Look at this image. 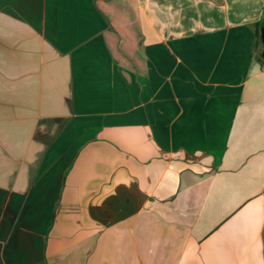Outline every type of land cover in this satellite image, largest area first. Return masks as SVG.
<instances>
[{
	"label": "crops",
	"instance_id": "0c3cea01",
	"mask_svg": "<svg viewBox=\"0 0 264 264\" xmlns=\"http://www.w3.org/2000/svg\"><path fill=\"white\" fill-rule=\"evenodd\" d=\"M117 2L0 0V264H264V0Z\"/></svg>",
	"mask_w": 264,
	"mask_h": 264
},
{
	"label": "rangeland",
	"instance_id": "374dc122",
	"mask_svg": "<svg viewBox=\"0 0 264 264\" xmlns=\"http://www.w3.org/2000/svg\"><path fill=\"white\" fill-rule=\"evenodd\" d=\"M117 1L118 0H104L103 12L109 23V27L105 33L111 40L114 39L115 41L124 44L129 42L127 39L134 38L136 32L134 30L135 28L129 23V12L131 9L123 10L118 5ZM116 25L122 27L123 30L118 31L115 29ZM259 51L264 56V39L260 40Z\"/></svg>",
	"mask_w": 264,
	"mask_h": 264
},
{
	"label": "trees",
	"instance_id": "16d2710c",
	"mask_svg": "<svg viewBox=\"0 0 264 264\" xmlns=\"http://www.w3.org/2000/svg\"><path fill=\"white\" fill-rule=\"evenodd\" d=\"M260 25L261 22L260 21H256L253 23V27H254V47L258 48L259 46V42H260Z\"/></svg>",
	"mask_w": 264,
	"mask_h": 264
},
{
	"label": "water",
	"instance_id": "95a60500",
	"mask_svg": "<svg viewBox=\"0 0 264 264\" xmlns=\"http://www.w3.org/2000/svg\"><path fill=\"white\" fill-rule=\"evenodd\" d=\"M260 40L261 39H264V20H263V22H262V24H261V27H260Z\"/></svg>",
	"mask_w": 264,
	"mask_h": 264
}]
</instances>
